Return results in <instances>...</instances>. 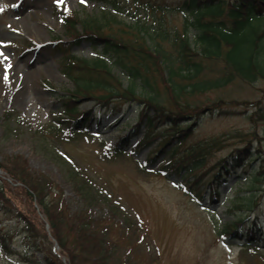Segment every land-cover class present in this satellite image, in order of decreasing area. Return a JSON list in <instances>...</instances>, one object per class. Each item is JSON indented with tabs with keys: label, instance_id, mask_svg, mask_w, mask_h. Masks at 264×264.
Masks as SVG:
<instances>
[{
	"label": "rangeland",
	"instance_id": "1",
	"mask_svg": "<svg viewBox=\"0 0 264 264\" xmlns=\"http://www.w3.org/2000/svg\"><path fill=\"white\" fill-rule=\"evenodd\" d=\"M158 1L173 4L179 0ZM103 6L98 0H63L62 4L55 0H0V159L7 156L9 160L14 155L25 158L34 175L50 181L46 200L70 214L82 208L84 202L67 170L75 168L80 175H86L108 199L92 208L96 218L108 219L110 204L119 209V223L109 227L115 247L113 264H118L116 257L128 258L129 264H264V242L222 234L225 224L236 218L247 217L249 222L260 213L264 224V188L252 197L249 186L253 167L264 166L262 156L253 160L248 172L239 170L228 178L220 188L219 202H212L205 185L201 193L207 195L202 201L178 186L186 174L189 175L184 181L192 182L195 173L205 171L249 141L254 146L253 154L258 147L264 150V119L259 118L257 107L264 104V79L252 83L235 79L194 97L198 105L224 99L222 107L227 110L208 112L179 144L176 158L191 150H208L200 157L202 165L192 172L178 173L169 169L170 165L166 168L165 158L173 146L155 161H147L157 140L135 151V138L125 152L107 155L108 145L135 124L139 111L134 108L128 109L117 124L121 114L106 116L102 112L100 125L91 126L87 132H76L74 136L58 131L62 125L67 129L60 120L65 113V97L72 96L73 88L62 72L67 59L62 56L68 51L61 52V44H56L69 40L60 12L67 10L83 16L99 13ZM137 9L139 5L131 8ZM181 18L180 11L170 15L174 24H180ZM71 53L78 59L90 58L95 56V48L84 42L72 47ZM203 61L212 73H219L224 66L220 60ZM75 104L80 110L96 112L92 100L77 98ZM5 111H11L13 116L4 119ZM125 122L128 125L124 126ZM144 162L146 167L142 166ZM3 175L8 178L2 170L0 176ZM253 199L258 201L256 213H251ZM25 200L19 190L4 191L0 179V232L7 234L9 247L4 249L0 243V264H45L46 256L57 262L67 260L40 206L36 205L43 225L33 218ZM124 217L130 225L122 221ZM62 228L67 245L73 247L74 231ZM246 243L254 246H245Z\"/></svg>",
	"mask_w": 264,
	"mask_h": 264
},
{
	"label": "trees",
	"instance_id": "2",
	"mask_svg": "<svg viewBox=\"0 0 264 264\" xmlns=\"http://www.w3.org/2000/svg\"><path fill=\"white\" fill-rule=\"evenodd\" d=\"M98 1L104 4L99 13L81 16L67 10L60 12L69 40L56 44H61V52L68 51L62 56L67 58L62 72L72 81L73 88L72 96L65 97V113L60 120L67 124V129H62V125L58 131L74 136L76 132H87L91 126L100 125L102 112L106 116L121 114L117 124L126 117L128 109L134 108L139 111L135 124L127 133L119 135L117 142L108 145L107 155L125 152L135 138H138L132 147L135 151L157 140L147 161H155L173 146L169 157L165 158L166 168L170 165L169 169L178 173L182 170L192 172L202 165L200 157H204L208 150H191L176 158L179 144L208 112L227 110L222 107L226 104L224 99L198 105L194 97L220 89L235 79L249 83L264 79V0H179L173 4L158 0ZM133 5H139L140 9L131 10ZM140 11L142 13L138 15ZM178 11L182 12L181 22L174 24L170 15ZM84 42L92 44L95 56L78 59L72 55L71 48L80 47ZM205 59L220 60L224 66L219 73L208 72ZM77 98L94 101L96 112L80 110L75 104ZM257 107L259 118L264 119V104L259 103ZM12 116L11 111H5L3 118ZM123 124L128 125L127 122ZM253 148L250 141L235 147L205 171L195 173L192 182L184 181L189 174L183 176L178 186L202 201L207 195L201 193V186L205 185L212 202H219L220 188L233 173L239 170L248 172L253 160L264 158L261 147L255 154ZM146 165L144 162L142 166ZM0 168L8 175V178L0 176L4 191H21L32 209L33 218L43 225L36 205L40 206L52 236L60 246V253L67 258L57 262L46 256L45 264H113L115 247L109 236V227L119 223V209L110 204V217L105 221L96 218L92 208L108 199L97 191L86 175H80L75 168L67 170L69 180L84 202L82 208L70 214L46 200L50 181L34 175L22 156H10L9 160L5 156L0 159ZM249 177L252 197L263 192L264 166H254ZM251 206V213H256L258 201L253 199ZM260 215L257 213L249 222L247 217L229 221L222 234L237 236L241 240L253 239L260 244L264 242V224ZM122 221L130 225L127 217ZM63 225L68 232L74 231L73 247L66 243ZM7 241V234L0 232L4 249H9ZM245 246L254 245L246 243ZM53 256L57 257L56 254ZM115 259L118 264L130 263L128 258Z\"/></svg>",
	"mask_w": 264,
	"mask_h": 264
},
{
	"label": "snow or ice",
	"instance_id": "3",
	"mask_svg": "<svg viewBox=\"0 0 264 264\" xmlns=\"http://www.w3.org/2000/svg\"><path fill=\"white\" fill-rule=\"evenodd\" d=\"M55 2H56L57 4H62V3H63V0H55ZM80 2H81V3H85L86 0H80ZM5 79H7V77H5Z\"/></svg>",
	"mask_w": 264,
	"mask_h": 264
}]
</instances>
